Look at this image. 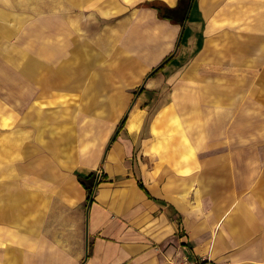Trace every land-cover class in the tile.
Here are the masks:
<instances>
[{
	"label": "crops",
	"instance_id": "crops-1",
	"mask_svg": "<svg viewBox=\"0 0 264 264\" xmlns=\"http://www.w3.org/2000/svg\"><path fill=\"white\" fill-rule=\"evenodd\" d=\"M153 1L180 2H113L118 13L105 17L97 41L105 69L81 91L87 111L120 116L133 106L125 129L117 134L119 117L101 114L83 137L74 115L65 133L58 112L57 129L36 149L25 147L24 161L15 164L11 152L9 182H0V264H168L183 257L264 264V104L256 79L243 72L252 71L253 58L236 46L225 56L205 55L204 0L192 6L186 28L141 7ZM99 172L88 204L79 176Z\"/></svg>",
	"mask_w": 264,
	"mask_h": 264
},
{
	"label": "rangeland",
	"instance_id": "rangeland-1",
	"mask_svg": "<svg viewBox=\"0 0 264 264\" xmlns=\"http://www.w3.org/2000/svg\"><path fill=\"white\" fill-rule=\"evenodd\" d=\"M113 2L121 4V0H0L1 183L9 182L5 172L11 163V152L15 164L24 161L20 154L25 152V147L36 149L38 143L48 138L47 133L57 129L52 120H56L53 115L58 112L65 118V133L71 129L73 116L80 117L81 121L76 122L81 123L83 137L90 133L92 117L110 114L117 118L116 112L85 110L91 106L81 94L84 87H90L93 78L99 77L98 72L105 69V48L98 47L97 41L105 35V17L118 13ZM204 2L207 14L205 55L225 56L233 53L236 46V53L240 51L242 58L251 56L252 71L243 72L256 79L258 103L263 105L264 0ZM146 3L141 7L149 8L144 6ZM187 23L185 27L180 26L186 28ZM154 70L148 74L149 78L157 76ZM140 91L141 87L131 92L133 103L138 101ZM165 98L159 97L158 101ZM132 109L133 106L118 116L117 134L125 129ZM150 110L145 118V135L157 106ZM116 136L111 139L109 148ZM258 152L264 153V144L258 145ZM161 153H166L163 148ZM147 164L150 166L149 160ZM99 174L102 177V172Z\"/></svg>",
	"mask_w": 264,
	"mask_h": 264
},
{
	"label": "trees",
	"instance_id": "trees-1",
	"mask_svg": "<svg viewBox=\"0 0 264 264\" xmlns=\"http://www.w3.org/2000/svg\"><path fill=\"white\" fill-rule=\"evenodd\" d=\"M191 3L192 0H180L179 5L176 8H170L163 2H154V3L148 2L144 6L157 10L159 17L161 19L170 20L174 24L185 27L186 22L189 21L188 15L190 13ZM195 5H196V0L194 1L193 6L195 7ZM171 60H172V56L166 59L159 68L154 70L153 74L162 71L165 68V66L169 64ZM104 177L105 179H107L106 176ZM79 181L88 193L87 203L89 204L91 202H94L96 190L100 185V183L97 182V174L91 173L86 177L79 176ZM139 186L141 187L142 190H145L143 183L141 181H139Z\"/></svg>",
	"mask_w": 264,
	"mask_h": 264
},
{
	"label": "built area",
	"instance_id": "built-area-1",
	"mask_svg": "<svg viewBox=\"0 0 264 264\" xmlns=\"http://www.w3.org/2000/svg\"><path fill=\"white\" fill-rule=\"evenodd\" d=\"M98 182L101 180V174H98ZM168 264H217L214 260H211L210 258H198L196 260H190L187 257H183L180 261L178 262H169Z\"/></svg>",
	"mask_w": 264,
	"mask_h": 264
},
{
	"label": "bare ground",
	"instance_id": "bare-ground-1",
	"mask_svg": "<svg viewBox=\"0 0 264 264\" xmlns=\"http://www.w3.org/2000/svg\"><path fill=\"white\" fill-rule=\"evenodd\" d=\"M130 129H131V130H135V129H136V125H135V124H134V125H131V126H130Z\"/></svg>",
	"mask_w": 264,
	"mask_h": 264
},
{
	"label": "water",
	"instance_id": "water-1",
	"mask_svg": "<svg viewBox=\"0 0 264 264\" xmlns=\"http://www.w3.org/2000/svg\"><path fill=\"white\" fill-rule=\"evenodd\" d=\"M194 1H195V0H192L190 10L192 9V6H193V4H194ZM91 203H92V202H91ZM91 203H90V204H91Z\"/></svg>",
	"mask_w": 264,
	"mask_h": 264
}]
</instances>
